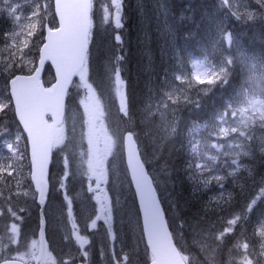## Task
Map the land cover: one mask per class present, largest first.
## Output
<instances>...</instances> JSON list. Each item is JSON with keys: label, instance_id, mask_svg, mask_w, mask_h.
I'll use <instances>...</instances> for the list:
<instances>
[{"label": "snow or ice", "instance_id": "1", "mask_svg": "<svg viewBox=\"0 0 264 264\" xmlns=\"http://www.w3.org/2000/svg\"><path fill=\"white\" fill-rule=\"evenodd\" d=\"M0 2L7 6L10 17H14L15 21L21 20V17L15 15L18 8L13 7L9 0H0ZM34 3L35 7L27 18V22L17 25L20 28L19 32L12 31L4 36V48L0 50V72H7V76L10 77L5 89L6 94L0 96V114L7 116L13 113L14 118L19 121L16 129L18 134L11 143L6 144L9 154L0 157V212L13 221L10 228L5 226L9 247L8 254L0 255V264H17V260L21 258L20 247L27 246L19 224L21 217L18 211H23V209L17 208L18 198L32 196L35 199L38 196L39 204H45L50 194L52 180L49 169L50 157L57 153L64 154L63 175L56 181L59 185L58 191L66 189L64 181L70 174L73 176L79 174L81 178L87 176L90 183H95L96 187L93 189L89 186V191L99 194L102 191L101 180L105 178L106 156L111 154L113 146L116 145L128 148V168L131 171L129 184L135 185V194L141 203L144 215L141 238L147 237L145 247L146 249L151 248L152 264H161V258L169 253L179 257L176 264H191L190 258L181 255V252L177 251L171 243L172 234L165 231L166 225L163 217L167 209L161 207L163 201L156 195L157 189L153 187L155 181L149 178L150 174L145 171L144 163L141 162L140 154L135 147L139 143L137 123H132L124 129L123 133L114 132L107 137L105 150L100 151L98 147H95L99 145L100 139L93 134L98 120L93 111L87 121L88 149L80 153V168L84 169V157H87V168L77 173L74 170L76 156L67 151L70 144L76 146L74 143L75 126L67 130L65 128L70 111L65 103V97L74 75L69 76V83L63 86L59 84L53 86L51 91L59 88L54 103L49 102L40 106L35 103L40 93L49 91L39 79L46 60H50L52 65L58 69L65 59L70 57L71 72L79 75L81 81L85 80L89 65V42L92 38L93 0H55V15L59 18V27L50 26L48 22V15H51L48 11L49 5H41L39 0H34ZM255 4L258 7L249 10L244 0H218L217 10L222 13L223 19L216 24L211 39L212 48L218 54L214 62H209L207 66L194 64L191 71L187 68L177 69L179 74L174 75H170L169 71L165 70L160 85L154 91L150 90L149 100H155V111H153V105L149 104L146 106L143 117L144 120H150L156 126L160 148H168L179 140L183 123L182 113L198 111L210 96H215L221 90L228 91L232 88V82L236 79L235 69L238 65L242 71L246 72L238 87L233 88L231 93L223 99L219 110L213 114L208 128L207 138L214 141L210 148L215 149L218 154L221 149H225L223 155L228 159L223 160L219 167L209 168L207 161L196 163L195 158L204 159V157H196L197 148L193 145L192 156L185 163L190 181H198L200 176H205L206 178L202 181L205 186L212 182L219 184L220 200L223 199V181L228 177H234L237 171L244 167L240 162L241 156H249L259 151L261 160L264 162V137L257 144V138L252 135L256 127L264 131V88L256 90L251 87V84L256 81H264V57L257 59L245 56L240 50L237 33L225 23L229 18L243 24L255 23L257 20L264 23V0H255ZM122 7V0H110V3L105 4L103 8L106 13L115 9L114 18L117 29L122 28L123 17L120 15ZM45 30L46 36L43 35ZM114 39L119 47L122 34L117 31ZM4 52H7L6 58H4ZM116 59L119 62L123 57L117 56ZM122 70L121 68L116 72L117 81H120ZM25 71L30 74L17 75L18 72L24 73ZM56 79L59 80V77ZM88 87L91 88V85ZM118 111L129 121L134 120V114L126 96L121 97ZM47 115L51 117V124L45 119ZM19 125H22V129ZM81 128L83 129V124ZM83 138L82 131L79 143L81 149H83ZM221 139L229 142L226 148L219 142ZM21 141H24L23 146H21ZM29 148L31 160L30 163H26ZM216 159V155L207 157V160L211 161ZM224 166L233 168V171L227 172L226 175H213ZM25 167L28 169L27 177L24 175ZM232 183L235 185L236 181L233 180ZM252 183L254 188H259V198L264 199V174L258 180L253 178ZM194 190H199V182L196 183ZM240 194L242 193L237 195ZM64 199L68 202V212L71 215L72 200L66 191ZM248 199H251V203ZM99 202L102 206L105 204L104 200ZM116 203L118 204L119 201L117 200ZM224 203L228 204L229 214L233 218L226 221L221 220L219 227L215 225L209 227L208 236L211 243L202 249L206 254L205 264H218V258L219 264H264V219L259 221V232L254 231L251 237L247 235L244 227L248 223V214L257 203V199L251 198L250 193L249 197L238 205V212L233 207L236 204V198L231 193L229 200ZM112 211L111 207H105L103 214L110 219ZM220 212L224 213L225 209L220 207ZM100 218L97 216V219ZM94 225L95 221H93ZM36 227L43 237L47 231L46 213H41ZM73 231L76 233L75 223H73ZM110 233L111 226L109 225ZM77 238L83 239L78 233ZM257 244H259L258 252ZM12 245H17V247L12 248ZM35 245L36 241L33 240L31 244L33 250ZM225 248L229 256L227 261L223 258ZM13 251L18 255L12 256ZM82 256L87 257L88 252L85 250ZM254 256L259 258L253 259ZM114 259L115 264H122L120 257ZM53 264H71V262L61 260L54 261Z\"/></svg>", "mask_w": 264, "mask_h": 264}, {"label": "trees", "instance_id": "2", "mask_svg": "<svg viewBox=\"0 0 264 264\" xmlns=\"http://www.w3.org/2000/svg\"><path fill=\"white\" fill-rule=\"evenodd\" d=\"M104 1L93 0L92 38L89 46L87 80L97 93L102 95L105 92L106 94V89L109 86L108 80H112L117 70L122 68L120 78L124 83L126 97L134 114V120L130 122L137 123V131H140L142 125L147 121L143 119L146 106L155 102L154 99L149 100L150 90L154 91L160 85L165 70H168L170 75L175 73L176 70L172 72V69L175 62L181 59L184 49H189L194 53L193 55H197L196 40L205 27L206 20L209 17L211 20L209 14L218 9V2L215 0L212 4L210 3V7L204 0H198L206 6L203 8L197 7L196 0H192L186 5L183 0H122V28L117 30L122 34V42L118 47L114 39L116 31L113 29H116V26L111 20L106 22L102 20L101 11L105 6ZM167 11L170 13H166ZM102 22L105 26L101 25ZM254 30H257V32H254ZM239 33H241L240 50L245 56L257 59L264 57V27L262 25L257 24L252 29L244 26ZM213 51L212 48L211 52ZM117 56H122L123 59L118 62ZM234 74L236 79L232 83L238 86L244 79L246 72L242 71L238 65ZM9 79L7 72H0V96L6 94L5 89ZM44 80L46 84L52 82V71L49 67L45 72ZM76 84L77 79L68 93L66 105H68L70 111L65 126L66 130L73 125L75 126L76 139L74 143L76 146L70 144L67 151L77 158L79 145L76 140L79 137L78 125L80 128L82 118L78 111L79 103L74 90ZM262 87H264V83ZM220 105H218L219 108ZM212 109L215 110L216 108L213 107ZM212 109L206 110L204 104L195 113L184 115L182 123L184 127L181 128L179 140L168 148L161 149L158 145L156 150L154 149L156 156H152L154 158L152 159L153 167L152 163L145 161L149 172L154 177L160 199L163 201L162 205L167 209L166 216L176 244L183 255L190 258L191 264H205L206 254L202 249L211 243L208 229L213 225L220 224L221 218H214L212 225L210 224L212 218L206 208L205 191L200 186L199 190H194L196 182L188 179L185 163L191 157V145H189L191 139L187 134L185 125L187 122H193L198 126H203L196 113L200 115L211 113V116L213 115ZM2 120H10L16 127L18 125L13 113H9L7 116L0 114V122ZM255 154L257 159L251 160L247 173L240 177L238 185L231 186L236 201L242 195L246 196L252 192L254 189L253 178L258 180L264 174V162H262L260 154ZM58 155L63 158L64 154L57 153L52 156V180L48 203L44 212L47 216L46 236L48 246L55 261L63 260L71 262V264L77 262L76 254L79 250L73 251L76 246L73 231V223H75L81 231L79 236L83 239H89V245L85 248L90 252L89 264H113L106 263L105 260L103 262L100 258V252H106V249L112 246L115 248L120 246L121 260H123L122 257H127L126 263L122 261V264H148L149 254L141 238L139 214L124 171L122 157L120 156L115 164L116 159L112 160L110 166L112 176L115 174L119 177L120 175L122 179L121 183H116L113 182V178L111 182L113 189L116 190L119 185L124 183V187L127 189L126 195L112 193L115 202L113 230L116 236L115 240L117 239L114 243L116 246L118 244L116 247L108 238L109 230L105 223L101 221L98 224L95 223L91 229L92 220L95 218V208L91 198L86 196L84 181L79 178L80 175L78 176V174L76 178V175L71 174L68 177V193L72 200V213L69 215L68 202L64 199V194L54 191V184L59 178V167L61 166L59 159H57ZM144 160L146 159L144 158ZM78 167L81 171L84 170L80 168V165ZM75 171L80 172L77 169ZM74 183V190H77L72 193ZM241 186H243V190H241ZM238 193L242 194L237 195ZM118 198H121L119 205L116 203ZM17 208L23 209V211H18V215L21 217L19 224L27 244V246H21L19 249L20 259L29 260L32 241H36L39 231L36 227L40 217L36 197L35 199L32 196L18 198ZM12 222L1 212L0 231L5 233V226L7 225L10 228ZM90 224L91 226H89ZM196 225L200 230L199 235L195 232L194 226ZM123 226L126 227L125 232ZM246 233L248 235V232ZM5 238L6 243L8 241L7 235ZM128 238L129 243L124 241L126 248L121 246L123 240ZM11 247L16 248L17 245ZM11 253L14 256L18 255L15 251ZM67 258L68 260H64ZM223 258L225 261L229 258L227 248L224 250Z\"/></svg>", "mask_w": 264, "mask_h": 264}, {"label": "rangeland", "instance_id": "3", "mask_svg": "<svg viewBox=\"0 0 264 264\" xmlns=\"http://www.w3.org/2000/svg\"><path fill=\"white\" fill-rule=\"evenodd\" d=\"M186 4H189V2H191L192 0H183ZM203 1V0H202ZM205 2H207L209 4V6L211 7V4L213 2H215V0H204ZM41 5H49L48 11L51 13V15H48V22H50V26H54L57 27V22H56V17L53 11V0H39ZM197 2V7H206L202 2H198V0H196ZM218 2V0H217ZM244 2L248 5V9L249 10H254L256 9L258 6L255 4V0H244ZM9 3L13 6L18 8V11L15 13L16 16L21 17L20 21H15L14 17H10L8 15V9L7 6L4 5L2 2H0V50H2L4 48V36L12 31L15 32H19L20 28L17 26L18 24H24L27 22V18L31 15V11L32 9L35 7V3L34 0H9ZM110 3V0H105L104 1V5ZM193 3H195V1H193ZM211 3V4H210ZM104 7V6H103ZM213 10V9H212ZM102 12V20L104 22L111 20V22L114 24V26H116L115 23V18H114V13H115V9H112L110 13H106L103 10ZM166 13H170L169 11H167ZM120 15H122V8L120 10ZM209 16H211V20L210 17L208 18V20H206V25L205 27L202 29V31L200 32V35L198 36L197 40H196V48H197V55H193L194 53L191 50H186L184 49V53L181 54V59L176 61L174 64V67L172 69V72L175 73L171 74H179V72L177 71V69H183V68H187L189 71L193 70V66L194 64H202L204 66H207L209 62H214L215 58L217 57V53L215 51L211 52L212 49V44H211V39L212 36L214 35L215 32V26L218 22H220L223 17H222V13H220L217 9H215L211 14H209ZM107 17V19H106ZM226 25L235 33H237L238 35V39L239 41L241 40V33H239L242 28L245 26L247 28H255L257 24L262 25L264 27V23L260 22L259 20H257L255 23L249 22V24H243V23H238L236 22L233 18H229L225 21ZM103 26H105V24L102 22ZM121 25H122V21H121ZM116 32L119 29H115L113 28ZM121 29V28H120ZM254 32H257V30H254ZM44 35V32H43ZM9 43H11V41H9ZM225 47H227V45H225ZM7 57V52H4V58ZM251 58V57H249ZM37 59H38V55H37ZM250 62H252L250 60ZM19 73V72H18ZM28 73L27 71H25L24 73H20V74H25ZM87 72L85 74V80L81 81L80 77L77 79V84L74 86V90L76 92V97L78 99V103H79V112L81 114V125L83 124V129L79 128L78 125V130H79V137H77L76 143L78 142V145L80 143V136H81V132L83 131L84 134V138H83V149L86 146V149L83 150L79 147L78 150V155L76 158V162L75 163V170L77 169L78 172L81 171L79 169V165L81 162V156L80 153L81 151H87L88 149V141H87V135L89 132V127L87 124V121L89 120L90 115L93 113V111L95 112V115L98 117V120L96 122L95 125V129L93 130V134L94 136H98L100 139V143L99 145H96L95 147H98L100 151H104L105 150V145L107 142V137L111 136L114 132H119V133H123L124 129L131 126V124L133 122H130L127 120V117H122V114L118 111L120 103H121V97L125 96L124 92H125V86L123 85V81L120 78V81H117L116 79V74L112 77V80H108L109 81V86L108 89H106V94L105 92L102 93V95H100V93H97L92 87L89 88L88 85H90L87 81ZM79 76V75H78ZM111 82V85H110ZM179 83V82H177ZM264 83V81H256L254 83L251 84V87L253 89H260V88H264L262 87V84ZM238 86L234 85L232 83V88L228 89V91H223L221 90L220 92H218L215 96H210L206 102H205V108L206 110H209L210 108L212 109L213 107L216 108L215 110L212 109L211 112H213V114L219 110L218 105L221 104L223 102V99L231 93L233 88H236ZM105 94V96H104ZM154 103H152L153 105V111H155L154 108ZM207 104V105H206ZM146 110V109H145ZM196 111H192V112H184L182 113V117L184 115H187V113H195ZM102 114V115H101ZM198 114V118H200V123L203 126H198L196 125V123L193 122H187V124L185 125L187 134L189 136V138L191 139V144L189 143V145H191L190 148V152H191V156H192V149H193V145L196 146L197 148V153H196V157L199 156H203L204 159H199V158H195V162L196 163H205L207 161L208 167L211 168L213 166L219 167L222 165L223 160L228 159L226 157H224L223 153L225 151V149H221L220 153L218 154L217 151L215 149H211L210 145L211 143H213L214 141L209 140L208 137V128L210 127L211 121H212V116H210L211 113H202L201 115L199 113ZM8 118V117H6ZM3 121V122H2ZM0 122V157H4L7 156L8 150L6 148V144L7 143H11L14 138L15 135H17V131H16V127L13 125V123L10 120H2ZM203 122V123H202ZM184 125L182 124L181 128H183ZM190 129V131H189ZM139 132V147L141 152H143V155L146 159L147 162L152 163V156H156V152H154V149L156 150V148L158 147V141H157V130H156V126L150 121L147 120L141 127V130L138 131ZM181 133V131H180ZM252 135L255 136L256 139V143L259 144L260 143V139L262 137H264V131H261L258 127H256L254 129V131L252 132ZM147 141V142H145ZM220 143L225 145V148L227 146V144L229 143L228 141L221 139L219 141ZM21 146H23L24 141H21ZM122 147L119 145L113 146L111 154L106 156L105 162H104V168H105V178H103L101 180L100 183V187L102 189V191L97 194L95 192H90L89 191V186H91V188H95L96 185L95 183H90V181L87 179V176H84L82 178V180L84 181V187H85V192H86V196L87 197H93V204L94 207L96 209V213H98V216L102 217L104 219L105 222H107L109 225L112 224V215L110 219H107L104 214H103V209L105 207H111L110 205L112 204L113 201V196L112 194L109 193V190L107 188V183L109 185V180L107 177V162L108 160H111L113 156L114 159H116L114 161V164L118 161L119 156L121 154V150ZM120 153V154H119ZM256 153L260 154L259 151H257ZM60 155V154H59ZM59 155L57 156V159H59V164L61 165L60 168V174L59 177H61L63 175V163H62V157H59ZM216 155L217 159L215 161H211V160H207V157ZM256 154H250L249 156H241L240 157V162L242 163V165H244V167L240 168L236 175L234 177H228L227 179H225L223 181L224 184V189L222 191V195H223V199L220 200L221 197V189L219 184H216L215 182H212L210 184H208L207 186H205L202 181L206 178L205 176H200L198 178V181H195L196 183L199 182V186L201 188H203V190L205 191V195H206V208L208 210L209 215H211V220H210V224L212 223L214 218H221V220H227V219H231L233 218L232 215L229 214V206L228 204H225L224 201H228L229 200V194L231 193L232 196H234V192L231 188V186L233 185L232 181L235 180L236 184L238 185V180H240V177L243 176V174H246L247 171L249 170L250 167V163L251 160H256ZM84 160V169L87 168V157L83 158ZM230 163V160H229ZM152 167H153V163H152ZM27 167L24 168V175L27 177ZM233 171V168L224 166L220 168V171L218 172H214L213 175H226L227 172H231ZM79 176V174H78ZM77 177V175L75 176V178ZM79 178H81L79 176ZM114 181L113 182H122V179L120 178V175L118 177V175L113 176ZM112 178V179H113ZM58 179V178H57ZM120 180V181H118ZM124 181V180H123ZM65 185H66V189L65 190H61L59 192L65 194V191L68 193V178L65 179ZM77 184V183H76ZM124 184L119 185L118 188H120V190H118V188L115 190H112L113 194H118L121 193V195H126V188L124 187ZM74 186L75 183L72 187V193L76 190H74ZM25 187H27V184H25ZM124 187V188H123ZM59 188V185L57 184V182L54 184V191L57 192ZM69 194V193H68ZM250 194V193H249ZM249 194L246 196H241L240 199L238 201H236V204L233 205V207H235L236 211H239V204H242L244 202V200L246 198L249 197ZM7 195V193H6ZM213 197H215V199H213ZM235 197V196H234ZM69 198H70V194H69ZM251 198L253 199H257V203L254 205L253 209L250 210L249 214H248V223L247 225H245L244 227L246 228V232H248V236L251 237L252 233L255 231L256 233L259 232V221L264 219V199H260L259 198V188H254L251 192ZM100 200H104L105 204L102 206L100 204ZM120 203L121 198L117 199ZM219 201V204H218ZM248 202L251 203V199H248ZM118 203V205H119ZM220 207H223L225 209L224 213L220 212ZM1 214V212H0ZM225 218V219H224ZM219 221V222H220ZM93 223V222H92ZM76 225V233H74L75 235V239H74V244L76 243V246L73 248V251L79 250L78 253L76 254V258L78 259L77 261H85L86 264H88V260L90 259V252L88 250H86L88 252V256L87 257H83L82 254L85 250H83V248H85L88 242V238L85 239H78L77 238V231H78V225ZM212 225V224H211ZM210 225V226H211ZM188 226V225H187ZM216 227H219L218 225H215ZM200 227V226H199ZM195 228V232L197 235L200 234V230L199 228L196 226H194ZM126 227L123 226V231L125 232ZM190 230V229H189ZM101 236V235H99ZM6 234L2 233V231H0V255H4V254H8V247H9V241H7L5 243V238ZM132 237V236H131ZM108 238L109 240L113 241L112 244L115 245V241H117V239L115 240L116 236H115V232H111L110 234L108 233ZM77 241V242H76ZM86 241V242H85ZM129 243V238L123 240V243L120 244L121 246L125 247V242ZM116 246V245H115ZM118 246V244H117ZM116 246V247H117ZM37 247H38V242L36 239V245H35V249L33 250V248H30V257L29 259H32L33 256L37 255ZM120 248V246H119ZM119 248H115V247H111V248H107L106 252H100V258L103 260H105L106 263H113L115 264V257H120L121 253H120V249ZM126 248V247H125ZM259 251V244H257V252ZM12 256L13 253H11ZM26 255V254H25ZM121 258V257H120ZM127 258V257H126ZM126 258L122 257V261L123 263H126ZM253 259H257L259 257H252ZM64 260H68L64 259ZM50 261H53L52 258H50Z\"/></svg>", "mask_w": 264, "mask_h": 264}, {"label": "water", "instance_id": "4", "mask_svg": "<svg viewBox=\"0 0 264 264\" xmlns=\"http://www.w3.org/2000/svg\"><path fill=\"white\" fill-rule=\"evenodd\" d=\"M53 2H54V12H55V0H53ZM56 18H57V22H58V26L57 27H59V18L57 16H56ZM46 35H47V32L45 30V36ZM37 63H38V61H37ZM47 64H49L51 66V68H52V70L54 72V77H55V81L50 87H45V85L43 83V80H42V77H43V74H44V71H45V68H46ZM71 69H72V60H71L70 57L66 58L65 62L58 69L55 68L54 65H52L50 60H46L45 61V67L42 69L39 79H40L41 83L43 84V86L45 88H48L49 91L48 92H42V93H40L38 95V97L36 98V101H35L37 106L44 105V104H47L49 102H53L54 103L56 101V99H57L59 88H57L56 91H51L53 89V86H56L58 84L60 86H63L65 84L69 83V76L70 75H74L72 77L71 82L68 85V91H69V89H70V87H71V85H72V83H73V81L75 79V76H76L75 74H73L71 72ZM56 77H59V80H57ZM66 97H67V95H66ZM66 97H65V102H66ZM47 116L45 117L46 120H47ZM58 119H59V117H58ZM17 121H18V119H17ZM20 126L22 128V125H20ZM135 147L137 148V145ZM137 150H138V148H137ZM30 151L31 150L29 148V160H31ZM124 155H125V163H126V166H127V169H128L130 180H131V171L128 168V148H127V146H124ZM140 159H141V157H140ZM141 162H142V159H141ZM50 165H51V157H50V160H49V169H50ZM144 167H145V165H144ZM145 171L147 172L146 167H145ZM149 178L151 179L150 176H149ZM132 186H133V189L135 191V185L132 184ZM33 187H34V185H33ZM153 187H154V185H153ZM156 195L158 197L157 192H156ZM136 199H137V204H138V208H139V212H140L142 230H143L144 215H143V211L141 209V203H140L139 197L137 195H136ZM47 201H48V198H46L44 205H40L39 204V197L37 196V204H38L39 209H40V212H39L40 215H41V213H44ZM163 220H164V223L166 225L165 231L167 233L171 234V231H170V229L168 227L165 215L163 217ZM144 239H145V243L147 244V237L145 236ZM171 243L176 247L177 251H179L173 238L171 240ZM148 249H149L150 253L152 254L151 248H148ZM48 257H49V252H48V246H47L46 233L44 234L43 237H41L40 232L38 231V251H37V255L33 258V262L24 263L22 261L17 260V264H50V263H47ZM178 260H179V257H176L173 254L169 253L165 257L161 258V264H176V261H178ZM78 264H83V263H78ZM150 264H152V261L150 262Z\"/></svg>", "mask_w": 264, "mask_h": 264}, {"label": "bare ground", "instance_id": "5", "mask_svg": "<svg viewBox=\"0 0 264 264\" xmlns=\"http://www.w3.org/2000/svg\"><path fill=\"white\" fill-rule=\"evenodd\" d=\"M162 41V40H161ZM155 42V41H154ZM153 47V46H152ZM163 47V46H162Z\"/></svg>", "mask_w": 264, "mask_h": 264}]
</instances>
